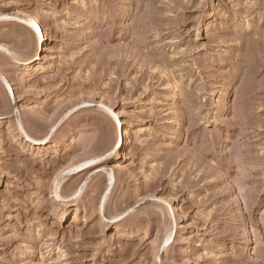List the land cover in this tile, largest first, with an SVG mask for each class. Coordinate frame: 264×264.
<instances>
[{
	"label": "rangeland",
	"instance_id": "374dc122",
	"mask_svg": "<svg viewBox=\"0 0 264 264\" xmlns=\"http://www.w3.org/2000/svg\"><path fill=\"white\" fill-rule=\"evenodd\" d=\"M0 264H264V0H0Z\"/></svg>",
	"mask_w": 264,
	"mask_h": 264
},
{
	"label": "bare ground",
	"instance_id": "6f19581e",
	"mask_svg": "<svg viewBox=\"0 0 264 264\" xmlns=\"http://www.w3.org/2000/svg\"><path fill=\"white\" fill-rule=\"evenodd\" d=\"M29 25L30 27L33 29L34 32V42H35V46L37 48V51L42 50L43 47V43L45 41V34H44V28L41 26V23L38 19V17L33 16L32 18H30L29 20ZM40 59L39 55H36V60L38 61ZM114 129H117L118 133L120 132V136L119 139L116 141L115 143V147L119 148L120 146H122L123 144V139H122V126L120 121L114 116V122L112 124ZM39 144H43V141H39ZM171 236L167 235L165 238V243H167L170 240Z\"/></svg>",
	"mask_w": 264,
	"mask_h": 264
}]
</instances>
